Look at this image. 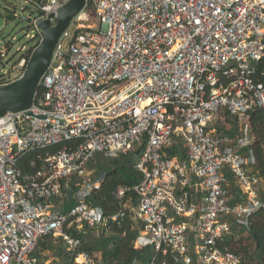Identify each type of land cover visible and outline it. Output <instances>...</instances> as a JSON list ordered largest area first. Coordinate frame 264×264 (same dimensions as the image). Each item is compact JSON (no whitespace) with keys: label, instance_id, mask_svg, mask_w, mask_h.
<instances>
[{"label":"built area","instance_id":"2783aa9c","mask_svg":"<svg viewBox=\"0 0 264 264\" xmlns=\"http://www.w3.org/2000/svg\"><path fill=\"white\" fill-rule=\"evenodd\" d=\"M24 1L34 8L26 36L37 46L38 20L54 26L70 0ZM29 48L0 70V85L24 74ZM263 59L264 0H85L31 107L0 117V264H53L36 254L45 236L60 237L74 264H100L81 249L82 235L123 220L130 190L141 225L133 246L154 251L135 264H241L222 247L264 208L248 118L264 113ZM227 114L239 121L233 135L215 127ZM178 141L183 158L171 153ZM140 147L141 180L114 191L122 208L107 215L89 199L106 177L97 158ZM31 151L44 152L26 172L20 163ZM61 197L69 210L54 205Z\"/></svg>","mask_w":264,"mask_h":264},{"label":"trees","instance_id":"16d2710c","mask_svg":"<svg viewBox=\"0 0 264 264\" xmlns=\"http://www.w3.org/2000/svg\"><path fill=\"white\" fill-rule=\"evenodd\" d=\"M35 46H30L28 49L27 59L29 60ZM260 68H264V59L260 63ZM264 82V77L262 78ZM249 122L252 126V131L255 135L254 151L257 158V170L262 178L263 188L261 189V197L264 200V113L255 109L248 115ZM226 121L230 129L220 127L218 130L223 134L233 135L239 130L238 118L232 115H226ZM61 145L50 148L51 152L57 151ZM181 149L182 151H179ZM142 147L129 151L120 155L117 158L106 160L99 156L95 163L96 171L104 172L106 177L99 189L95 190L89 198L90 203L94 206H100L105 210L107 215L118 212L122 206L115 198L114 191L119 186L131 187L141 180V174L136 169L135 165L141 154ZM184 148L181 141L171 153H178L180 157H184ZM44 151L28 152L22 159L20 165L26 172H32L34 168L29 166V160L35 157L38 153ZM230 192L239 199L237 194V185H235L233 178L229 175ZM125 201H130L131 205L127 208L126 217L118 222L111 221L109 226L103 229L102 235L95 240V243L87 245L86 237L89 234L82 235L83 250L94 254L95 251L101 252L102 262L100 264H135L134 260L139 262H146L151 259L154 254L152 247H145L143 249H135L133 246L134 240L138 236L141 227L139 218L134 217L132 209L137 210L139 204V196L133 190L127 192ZM70 204L65 205L64 211L69 210ZM137 222L139 225H137ZM76 234L75 231L69 230ZM109 233V234H107ZM53 236L43 237L36 250L37 256L43 252H53L61 257L62 264H74V253L68 252L60 237L53 240ZM229 250L240 253L242 255L241 264H264V208L260 209L252 218L250 229L238 241L227 240L223 244Z\"/></svg>","mask_w":264,"mask_h":264},{"label":"water","instance_id":"95a60500","mask_svg":"<svg viewBox=\"0 0 264 264\" xmlns=\"http://www.w3.org/2000/svg\"><path fill=\"white\" fill-rule=\"evenodd\" d=\"M84 5L85 0H70L58 11L54 26L50 19L38 20L43 39L33 50L24 74L9 84L0 85V117L8 111H21L31 107L41 80L50 65L59 36ZM16 18V15L6 17L8 20ZM19 19L28 24L31 22L29 16L22 15Z\"/></svg>","mask_w":264,"mask_h":264},{"label":"rangeland","instance_id":"374dc122","mask_svg":"<svg viewBox=\"0 0 264 264\" xmlns=\"http://www.w3.org/2000/svg\"><path fill=\"white\" fill-rule=\"evenodd\" d=\"M31 10H34L31 5L27 4L24 0H0V52L9 50L7 57L0 60V70L3 72L11 69V66L15 61L18 60L20 55L23 53L21 48L26 46L29 48L33 42H31L30 38L26 36L28 32H30L33 28L27 22L20 20L19 16H29L31 14ZM8 15H16V19L8 20L6 17ZM9 62H6L9 59ZM216 130L220 127H228L225 123V120L217 119L215 123ZM58 201L54 202V205ZM61 205V203H58ZM57 207V206H56ZM133 214L135 213V209L131 210ZM137 225L139 223L137 222ZM103 233V230L95 229L89 233L86 237V244L91 245L95 243V240L99 238ZM109 234V233H107ZM57 243L59 240L56 239V236H53ZM98 261V263L102 262L101 252L95 251L93 254ZM41 259L50 260L53 264H62L61 257L57 256L53 252H43L40 255Z\"/></svg>","mask_w":264,"mask_h":264},{"label":"crops","instance_id":"0c3cea01","mask_svg":"<svg viewBox=\"0 0 264 264\" xmlns=\"http://www.w3.org/2000/svg\"><path fill=\"white\" fill-rule=\"evenodd\" d=\"M225 123L228 125V123H227V121L225 120ZM227 129H230L229 128V125H228V127H226ZM238 128H239V126H238ZM219 132V131H218ZM238 132V131H237ZM220 133V132H219ZM234 133H236L235 131H234ZM56 201H58V203H61V205H58V203L56 204V206L57 207H59V208H61V209H65V205H68V204H70V205H72V202L71 201H65L64 200V198L63 197H61V198H58V199H56ZM91 231H93V230H90L89 232H88V234L91 232ZM49 252V251H48ZM50 253V252H49Z\"/></svg>","mask_w":264,"mask_h":264},{"label":"bare ground","instance_id":"6f19581e","mask_svg":"<svg viewBox=\"0 0 264 264\" xmlns=\"http://www.w3.org/2000/svg\"><path fill=\"white\" fill-rule=\"evenodd\" d=\"M37 46H38V45H37ZM37 46H36V47H37ZM28 61H29V60H28ZM25 70H26V69H25ZM21 77H22V76H21ZM134 214H135V213H134Z\"/></svg>","mask_w":264,"mask_h":264}]
</instances>
